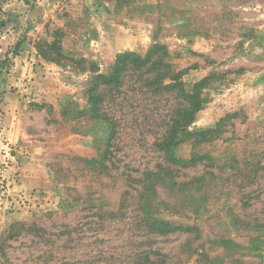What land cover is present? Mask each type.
<instances>
[{"label": "rangeland", "instance_id": "1", "mask_svg": "<svg viewBox=\"0 0 264 264\" xmlns=\"http://www.w3.org/2000/svg\"><path fill=\"white\" fill-rule=\"evenodd\" d=\"M0 264H264V0H0Z\"/></svg>", "mask_w": 264, "mask_h": 264}, {"label": "crops", "instance_id": "2", "mask_svg": "<svg viewBox=\"0 0 264 264\" xmlns=\"http://www.w3.org/2000/svg\"><path fill=\"white\" fill-rule=\"evenodd\" d=\"M32 17V14L30 15H27V20L28 22H30V24L28 25V28L31 26V23L33 22L32 19H28ZM18 34H19V30L17 28H14V29H9V33L6 34V38L4 40H6L5 42H9V40H15V38L18 37ZM21 58V56L19 58H17L16 60H19ZM18 62V61H17Z\"/></svg>", "mask_w": 264, "mask_h": 264}, {"label": "trees", "instance_id": "3", "mask_svg": "<svg viewBox=\"0 0 264 264\" xmlns=\"http://www.w3.org/2000/svg\"><path fill=\"white\" fill-rule=\"evenodd\" d=\"M173 124L176 125V122H177V118H174L173 120ZM155 223H158L160 226L164 227L167 223L164 222V221H159V222H155Z\"/></svg>", "mask_w": 264, "mask_h": 264}]
</instances>
